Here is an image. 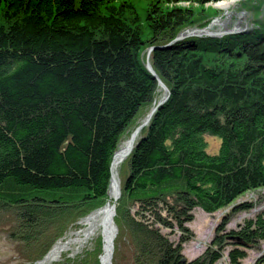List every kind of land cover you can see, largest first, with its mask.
Segmentation results:
<instances>
[{"label":"trees","instance_id":"1","mask_svg":"<svg viewBox=\"0 0 264 264\" xmlns=\"http://www.w3.org/2000/svg\"><path fill=\"white\" fill-rule=\"evenodd\" d=\"M223 1L0 0V224L40 250L27 262L107 205L116 153L166 95L159 80L169 99L140 132L116 203L126 251L138 264H243L264 244V208L228 230L258 208L237 202L264 191V19L174 42ZM243 6L258 18L263 1ZM230 208L187 261L196 210Z\"/></svg>","mask_w":264,"mask_h":264},{"label":"rangeland","instance_id":"2","mask_svg":"<svg viewBox=\"0 0 264 264\" xmlns=\"http://www.w3.org/2000/svg\"><path fill=\"white\" fill-rule=\"evenodd\" d=\"M231 1H235V0H225L219 3H210L205 7V10L208 12V15L213 16L217 13L216 18H214L213 21H218V23L215 24L216 26L214 27L216 28V30H214L213 33H221V32L229 33L232 32L236 27L242 30L240 32L245 33L252 29L254 30L258 29L260 28V26H262L261 24L258 23L262 22V19H264V0H262L263 6L261 9L260 17L258 18L257 15L254 13V11L252 12L243 6V4L247 0H238L236 4L232 6L229 12L218 7L220 3L231 2ZM253 1H258V0H253ZM181 6L189 7L190 5L184 3L181 4ZM212 23L213 22H211V24ZM203 29H199V30H203ZM203 36H207V35H203ZM144 119L142 121H144ZM130 138L131 136L129 137V139L125 140L122 146L127 141H130ZM209 142H210L211 151L218 153L219 143H220L219 140L217 141L210 139ZM120 149L118 151L119 153L121 151ZM126 160L127 159L123 160L124 164L121 166L119 171V178L122 186L128 177V171H129L128 162H126ZM247 202L257 203L258 208L253 212L242 213L235 216L231 224L228 226L229 231L237 230L239 224L243 225L246 220L255 217L256 214L264 208V191L249 193L246 196H244L242 199H240L239 202H237V204H242V203L244 204ZM231 210L232 208L227 209L225 211L223 210L213 215L207 214L200 209L196 210V212L194 213L195 220L187 225L194 234V238L190 242L184 245L183 255L187 261L192 262L193 260L200 258L205 253V251L210 246L212 240L214 239L215 229L221 222L222 218L226 216L228 213H230ZM115 217L116 216L114 215L113 221H114V225L117 227L118 232L116 233L113 264H138L136 263V255L134 254V252L133 251L128 252L130 251L128 247L129 244L123 242V238H121V236L119 237L118 235L119 229L118 226L116 225ZM83 220L84 219L78 222L76 224V227L74 226L70 228V231L66 233V236L60 239L52 247L53 249L57 244L61 242L63 243L70 240H72L73 242V243L71 242L69 245L70 249L67 250L66 252H63L59 257V259L52 264H100V258L104 255V242L100 235L98 236L93 235L86 243L76 244V242H74V240H76L77 238L81 239L84 236L83 231L85 230V226L82 224ZM9 227H10L9 223L8 226L0 224V264H37L42 262L50 253V251H52L51 249L43 258H41L38 261L27 262L26 259H28L30 255H34L35 251L37 252L40 250L38 248L36 250H33L30 247L23 246L18 241L12 240L10 238ZM176 238L177 237L172 239L175 240ZM41 246L42 249H45L48 246V244L47 242H45ZM118 254L120 256H118ZM262 256H264V244L261 247H259V249L248 251V258L243 262V264H256V262ZM226 261H227V256L220 264H228Z\"/></svg>","mask_w":264,"mask_h":264},{"label":"bare ground","instance_id":"3","mask_svg":"<svg viewBox=\"0 0 264 264\" xmlns=\"http://www.w3.org/2000/svg\"><path fill=\"white\" fill-rule=\"evenodd\" d=\"M237 1L238 0L220 3L218 5V7L229 12V10L232 8V6L234 4H236ZM229 15H230V13H229ZM236 28L240 29L238 27H236ZM214 30H216L215 27L212 31H214ZM163 94L164 95L166 94V91L164 89H163ZM130 147H131V143H130V141H127L123 146H121L120 154L122 155V154L126 153L130 149ZM123 164H124V162H123V159L121 157H117L115 159L114 164H113V169H112L113 181H112L110 191H109V202L107 203V205L103 209H100V210L96 211L95 213H92L91 215H89L87 218H85L82 221V224L85 226V230L83 231L84 236L81 239L77 238L76 240H74V242H76V244L77 243H81V244L86 243L93 235H96V236L100 235L103 239L105 248L106 249L111 248V246L109 245V242H108L109 235H110V233L116 234V228H115V225L113 224L114 213L111 209V206L113 205V203L114 204L117 203L116 197L122 188V184H121V181L119 178V171H120V168ZM71 242H72V240L67 241V242H63V243L61 242V243L57 244L52 249V251H50V253L47 255V257L42 262L37 263V264H52V263H54L55 261H57L59 259V257L61 256V254L63 252H66L67 250L70 249L69 245ZM106 249H105V251H106ZM108 249L106 252L109 251ZM113 257H114V255H113ZM100 264H113V259L111 261V255L109 253L105 255V252H104V255L100 258Z\"/></svg>","mask_w":264,"mask_h":264},{"label":"water","instance_id":"4","mask_svg":"<svg viewBox=\"0 0 264 264\" xmlns=\"http://www.w3.org/2000/svg\"><path fill=\"white\" fill-rule=\"evenodd\" d=\"M217 23H218V21H213V23L208 28L203 29V30L193 29V30H188L186 32H183V33H181L178 36V38L174 42L181 41V40H184V39L189 38V37H201L203 35H207V36H210V37H213V36L214 37H221V36L227 35V34L242 33V32H240L242 30L237 29V28H235L232 32H229V33H226V32L213 33L212 30L214 29V26ZM153 50H154V48L150 49V51H149V57H150V54L152 53ZM147 68L150 71V73H152V75L154 77H157L156 74H155V72H154V70H153V68H152V65L150 63H147ZM159 82H160L161 86L164 88V90L166 91V95H165L164 99L158 104V106L156 108H154L152 110V113L148 116V118L146 119V121L139 128H137V130L132 134V136L130 138V143H131L130 149L126 153H124L122 155L119 152L116 153V155L114 157V161H115V159L117 157H121L124 160V159H127L131 155L132 151L135 148L136 140H137L140 132L142 131V129L145 128L150 123V121H151L153 115L155 114V112L157 111V109L160 106H162L164 103H166L168 101L169 96H170L169 90H168V88L165 87V85L160 80H159ZM114 161H113V164H114ZM113 164H112V169H113ZM112 181H113V176H112ZM120 198H121V190H120V192L118 193V195L116 197V202ZM111 209H112L114 215L116 216V205L113 204L111 206ZM113 224H114V221H113ZM115 228H116V233H117L118 232L117 227L115 226ZM115 239H116V234L110 233L108 242H109V245L111 246V248H109V249L107 248L109 250L108 252H106L107 249L104 246L105 255L109 253L111 255V261L113 259V255H114ZM105 249H106V251H105Z\"/></svg>","mask_w":264,"mask_h":264}]
</instances>
